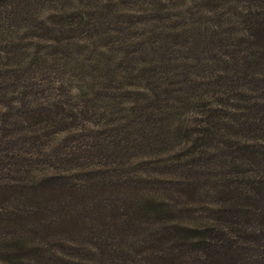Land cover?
<instances>
[{
	"label": "rangeland",
	"instance_id": "obj_1",
	"mask_svg": "<svg viewBox=\"0 0 264 264\" xmlns=\"http://www.w3.org/2000/svg\"><path fill=\"white\" fill-rule=\"evenodd\" d=\"M244 7L246 0H0V113L10 103L16 115L57 102L78 124L55 133L28 126L27 137L39 142L14 163L23 157L37 178H82V201L91 207L131 200L120 187L131 182L190 205L198 225L211 221L209 209H221L217 188L240 191L241 183L223 174L213 150L210 175L186 171L203 165L201 154L192 156L195 139L176 120H162L155 101L188 77L197 86L209 82L220 52L238 50ZM184 173L200 180L190 197L180 194Z\"/></svg>",
	"mask_w": 264,
	"mask_h": 264
},
{
	"label": "trees",
	"instance_id": "obj_2",
	"mask_svg": "<svg viewBox=\"0 0 264 264\" xmlns=\"http://www.w3.org/2000/svg\"><path fill=\"white\" fill-rule=\"evenodd\" d=\"M243 10L238 50L232 56L220 52L213 73L204 76L209 82L197 86L188 77L155 101L162 120H176L178 130L195 139L199 151L192 156L201 154L203 165H188L186 171L210 175L207 155L219 152L218 168L240 181V191L217 188L221 209H209L213 217L208 223L202 218L201 225L190 205L147 195L131 182L120 185L131 200L91 207L82 201L88 195L77 184L82 178L77 183L63 175L37 178L23 157L20 165L14 163L17 154L32 156L29 149L39 142L27 137L29 127L68 131L77 118L63 117L57 102L16 115L10 103L0 113V264H264V0H246ZM186 122L194 128L187 130ZM181 178L187 183H179L180 194L193 196L200 180L189 173Z\"/></svg>",
	"mask_w": 264,
	"mask_h": 264
}]
</instances>
